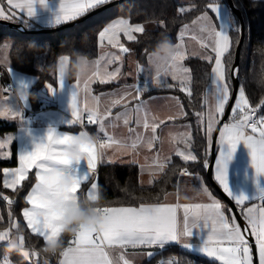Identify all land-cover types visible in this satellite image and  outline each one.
I'll return each mask as SVG.
<instances>
[{
	"label": "crops",
	"instance_id": "0c3cea01",
	"mask_svg": "<svg viewBox=\"0 0 264 264\" xmlns=\"http://www.w3.org/2000/svg\"><path fill=\"white\" fill-rule=\"evenodd\" d=\"M103 1L0 0V17L14 18L24 25L27 22L55 28L79 18L87 9ZM209 10L219 23L214 42L216 64L214 67L213 61L209 83L214 77L218 79V115L211 130L206 122L204 126L206 168L212 135L231 93L223 57L230 47L229 34L233 26L227 5L214 0ZM119 19L127 21L116 18L100 33L122 23ZM121 40H116L117 45H124ZM209 50L214 53L213 49H206ZM112 51L109 48V53ZM163 51L164 48L151 54L147 66L153 58L160 63L168 61ZM95 63L79 59L76 79L69 81V57H59L55 69L56 85H45L38 94L39 103L49 105L39 122L23 117L25 111L33 109L26 90L34 85L37 77L21 73L10 64L11 71L7 72L0 65L9 82L6 86L0 83V119L18 124L10 133L11 144L15 142L17 150L15 187L29 171L35 170L36 181L27 195L23 217L29 231L39 235L48 245L55 244L66 225L77 216V193L84 184L86 199L96 201L95 173L102 162L137 164L139 183L147 186L160 177L173 155L185 162L192 161L190 155L194 158L191 127L188 122L177 121L184 113L176 97L153 95L142 98L144 90L124 95L125 86L132 83L130 79L119 82L124 84L113 90L95 94L92 91L94 83L115 82L126 73L121 65L115 77H98L94 74ZM114 67H118V61L113 59L108 68ZM85 75L84 86L81 82ZM163 82L168 83L163 87L175 84L170 80ZM116 92L121 94L114 97L108 109L99 112L98 99ZM42 96L49 101H43ZM162 102L166 109L175 110L170 113L148 107ZM249 105L245 96V118L240 119L243 113L239 109L232 114L231 108L229 117L221 125L216 137L212 177L233 200L258 245L264 243V207L261 204L264 200V127L262 124V129L247 126ZM203 106L205 108L204 103ZM85 116L90 117V123L82 128L78 122L83 123ZM88 126H94L95 136L88 132ZM256 132H260L263 139L255 135ZM104 138L105 142L102 141ZM97 210L93 211L92 219L87 216L81 222L74 244L61 251L57 264H118L114 255L119 257V264H142L154 255L155 250L170 245L184 247L218 264H240L241 260L248 264V251L252 255L232 212L230 215L227 207L211 193L200 174L190 171L179 174L175 190L159 203L112 207L104 209L103 214L96 213ZM11 238H14L13 244H22L20 235ZM11 238L6 240L0 233V243L9 242ZM95 239L99 245L95 244ZM157 264L170 262L161 260Z\"/></svg>",
	"mask_w": 264,
	"mask_h": 264
},
{
	"label": "trees",
	"instance_id": "16d2710c",
	"mask_svg": "<svg viewBox=\"0 0 264 264\" xmlns=\"http://www.w3.org/2000/svg\"><path fill=\"white\" fill-rule=\"evenodd\" d=\"M110 1L113 0L106 2ZM213 1L127 0L108 7L80 23L51 33H32L30 31L48 27L27 22L25 23V31L0 24V47L4 44L9 46L8 59L12 68L37 77V81L32 85L29 93L31 104L33 108H36L40 105L38 94L42 88L45 85H56L55 69L59 57L62 55L69 57L68 79L74 81L78 71V60L82 58L93 61L99 56L98 36L112 20L121 17L127 19L131 24L149 22L157 24L155 28L144 29L137 33L134 39L124 42L126 48L133 52L135 63L141 67H146L151 54L158 53L165 46H174L178 43L179 30L183 25L193 23L202 14H209L214 17L209 10V5ZM218 1L227 5L226 0ZM232 2L241 13L244 22V37L238 66L235 69L238 88L242 87L249 104L258 106L261 117H264V0H232ZM104 3L87 9L81 16ZM3 6L6 7V5ZM184 6L185 11H181ZM231 15L234 21L229 34L230 47L223 57L230 92L232 90L230 69L234 62L236 46L240 40L239 20L234 17L233 13ZM0 18L19 23L14 18ZM61 25L64 24H60L58 27ZM210 54L211 59L198 56H189L183 59L182 64L190 74V81L187 86L175 83L167 87L145 91L141 95L142 98L153 95H171L179 100L184 114L177 121L180 123L188 122L191 127L194 159L185 162L177 156L172 157L165 165L160 177L147 186H142L139 183L137 164L102 162L95 173V183L98 190L96 201L89 202L86 199L84 193L86 184H84L77 193V216L66 225L57 242L53 245L46 244L39 235L31 233L23 217V210L27 206V195L36 181L35 170L29 171L14 189L3 186L1 170L5 167H14L17 164L16 144L12 142L10 156L0 160V231L7 229L14 222L15 234L22 237V244L0 243V263L34 264L36 258L31 257L32 260L28 263L23 258L19 247L34 254L33 250L47 252L45 251L47 246L61 252L66 247L73 245L74 228L88 216V210L95 211L100 208L107 210L121 206L137 207L163 201L166 194L175 190L177 178L184 170L200 174L211 193L227 207V211L231 215L227 203L208 180L205 167V161L207 163L208 159L205 153V121L199 119V113L204 109L206 89L211 78L214 54L211 51ZM124 68L126 72V65ZM0 83L3 86L9 83L5 69L1 67ZM123 84L119 82H96L92 86V91L95 94L107 92ZM17 127L18 124L14 121L0 119V135L10 134ZM87 130L90 134L96 135L94 126H88ZM5 197L10 202H6ZM261 204L264 207V200ZM9 211L11 212L9 213L10 218L8 216ZM154 252V255L142 264H157L161 260L168 261L170 264H218L213 259L177 245L166 246Z\"/></svg>",
	"mask_w": 264,
	"mask_h": 264
},
{
	"label": "rangeland",
	"instance_id": "374dc122",
	"mask_svg": "<svg viewBox=\"0 0 264 264\" xmlns=\"http://www.w3.org/2000/svg\"><path fill=\"white\" fill-rule=\"evenodd\" d=\"M104 2H106V0L103 1V3ZM185 9L186 8L184 6L181 11H185ZM234 17L237 18V16L235 15ZM119 20H123L122 23H119L117 26L106 29L104 33L99 34L98 36L99 56L97 57L96 60L89 62L95 63L96 61V63L94 64V66L96 65V70L94 71V74L95 76L97 75L98 77L101 75L103 78L105 76L113 77L115 74L118 73L119 71L118 69L121 65L124 66L126 65L127 67L126 73L124 75L123 74L120 75L115 79V82L126 81V79H130V81L132 80V83L125 86L123 90L124 95H127L130 91L132 93H135L137 90L148 91L154 88L163 87V85L168 84L163 82L164 80L166 81L170 80L172 82L187 86L190 80L189 71L182 64V59L189 56H199V57L204 56V58L206 59H211L210 50L206 51V49L214 50L213 59H214V67H215L216 64L215 53L217 54V49L214 42H215V37L217 35V31L219 29V23L215 18V16L213 17L210 16L209 14H202L199 17H197L193 23L183 25L179 30L178 43L174 46L163 47L164 48L163 52H165V58L168 59V61L163 60V63H160L158 60L153 58L151 59L150 64L145 68L137 65L134 60L133 52L127 49L125 45L123 46H120V44L117 45L118 43H116V40L122 39L121 41H123V44H125L124 43L125 41H130L134 39L137 33L142 32L144 29H153L157 26V24L152 22L145 24H131L128 21H124V19H119ZM8 47L9 46L6 44L0 47V65L3 66L7 72L8 71L10 72L11 69L9 68V62H8ZM109 48L113 50L111 53H109ZM211 52L213 51L211 50ZM113 59L115 61H118V67L109 69L108 66L111 64ZM55 76H56V72H55ZM86 79L87 77L85 75L81 82V84H84V86ZM31 87H29L26 90L28 99H29V93ZM46 91L47 90H45V92ZM48 93H51V91H48ZM118 94L121 93L116 92V93H111L110 95L100 97L98 99V106H99L98 111L103 113L105 109H108L111 101ZM42 100L49 101L45 96H42ZM217 100H218V79H215L214 77L213 81L206 89L205 101H204L205 108L199 113V119L201 121L202 120L205 121L207 123L208 129L210 130L213 128L217 120V115H218ZM29 104H31V101H29ZM244 106H245V94L242 87H240L238 88V91L236 93L231 113L234 114L236 111H238V109L243 113ZM148 107H153V109L163 110L166 112L169 111L170 113L171 111L175 110V108L166 109L164 102H162L161 104L157 103L153 105H148ZM243 118H245L244 113L240 117V119ZM24 119L26 118L24 117ZM262 126L264 127V118L262 119ZM259 133L256 132L255 135L260 136L262 138L263 135ZM10 136H11L10 134L0 135V160L10 155V145H11ZM102 141L105 142L104 139ZM168 146H170V144H168ZM174 156L175 155H173L172 157ZM172 157L170 158V160L172 159ZM190 159L193 160L194 158H192V156L190 155ZM1 172H2L3 186L8 189H14L17 184L16 168L5 167L4 169L1 170ZM9 213L11 212L10 211L8 212V216L10 218L11 215ZM14 228H15V223L13 222L10 227H8L3 231H0V233L6 236V240H8L12 236L15 237ZM9 242L13 243L14 238H11ZM255 248L257 254V263L264 264V243H259L258 245H255ZM19 250L21 251L23 258L28 263L31 262L32 258L35 259V256L31 251L24 249L22 247H19ZM113 257L115 261L119 264L120 263L119 257L115 255ZM247 258L248 259L246 263L252 264V255L249 251ZM242 263L244 264L245 261L241 260L240 264Z\"/></svg>",
	"mask_w": 264,
	"mask_h": 264
},
{
	"label": "water",
	"instance_id": "95a60500",
	"mask_svg": "<svg viewBox=\"0 0 264 264\" xmlns=\"http://www.w3.org/2000/svg\"><path fill=\"white\" fill-rule=\"evenodd\" d=\"M124 1L127 0H113L110 2H106L102 5H100L99 7L91 10L90 12H88L86 15L81 16L69 23H66L64 25H61L59 27H55V28H43V29H38V30H32L30 32L32 33H51V32H55L58 31L64 27H68V26H72L74 24L80 23L81 21L87 19L88 17H91L92 15H95L99 12H101L102 10L111 7L113 5L122 3ZM227 6L230 9V11L237 16L239 23H240V40L238 42V45L236 46V50H235V55H234V62L231 66L230 69V81L232 84V90H231V94L229 97V101L227 103V106L224 110V113L221 117V119L219 120V122L217 123L213 135H212V141H211V147H210V160H209V164L206 168V174L208 177V180L210 181V183L214 186V188L217 190V192L221 195V197L224 199V201L227 203L229 209L231 210L233 217L235 218L237 224L239 225V227L241 228L247 242L250 245L251 248V252H252V264H258L257 263V254H256V248H255V243L253 240V237L251 236V232L248 228V226L246 225V222L244 221L243 217L241 216L237 206L235 205V203L233 202V200L214 182L213 177H212V169H213V162H214V157H215V144H216V137H217V133L221 127V125L223 124V122L228 118L230 110L232 108L236 93H237V89H238V78L236 77L235 74V69L238 66V62H239V54H240V50H241V45H242V41H243V37H244V22H243V18L241 16V13L239 12L238 9L235 8L232 0H226ZM0 24H4L7 25L10 28L16 29V30H22L25 31L26 27L24 24L21 23H13L4 19H0ZM23 28V29H22Z\"/></svg>",
	"mask_w": 264,
	"mask_h": 264
},
{
	"label": "built area",
	"instance_id": "2783aa9c",
	"mask_svg": "<svg viewBox=\"0 0 264 264\" xmlns=\"http://www.w3.org/2000/svg\"><path fill=\"white\" fill-rule=\"evenodd\" d=\"M47 108H49L48 104H40L36 108L25 111L24 117L26 119H35L36 121L39 122L42 119L41 114ZM89 123H90V117L85 116L83 123L78 122V125L82 128H85ZM261 124H262V120H261V114H260L259 107L255 106V105H253V106L249 105L247 126L250 128L258 127L260 129H262ZM263 135H264V133H263ZM104 141H106L105 138H104ZM4 200L7 202L8 198L5 197ZM104 212H105V210L103 208H100L96 211V213H99V214H103ZM94 215H95V213H93V211L88 210V216H90L89 218L92 219V217H94ZM80 230H81V224L77 225L74 228V231H73V237L74 238L79 233ZM95 244L99 245L97 239H95ZM100 246H104V245H100ZM241 247H242L241 245L238 246L239 249H241ZM45 251H47L48 253L47 252H41L38 250H33V252L35 254V258H36L34 264H57L59 259H60L61 252H57L55 250V248H53L51 246L45 247Z\"/></svg>",
	"mask_w": 264,
	"mask_h": 264
}]
</instances>
